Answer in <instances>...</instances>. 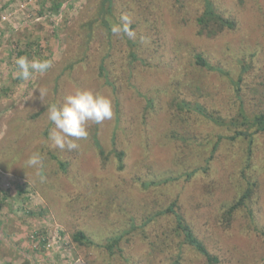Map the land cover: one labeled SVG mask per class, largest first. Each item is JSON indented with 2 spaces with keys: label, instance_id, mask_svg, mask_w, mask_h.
Wrapping results in <instances>:
<instances>
[{
  "label": "rangeland",
  "instance_id": "1",
  "mask_svg": "<svg viewBox=\"0 0 264 264\" xmlns=\"http://www.w3.org/2000/svg\"><path fill=\"white\" fill-rule=\"evenodd\" d=\"M184 2H189L188 6H178L174 0H153L155 6H148V0H133L131 9L128 5L129 10L123 13L130 15L131 28L136 23L137 27L132 28L136 33L134 39L142 37L146 46L156 38L157 28H152V24L161 11L165 14L163 28H168V39L175 41L168 52L179 51L178 41L190 51L195 45L208 50V41L192 38L197 34L195 22L201 5L197 0ZM95 3L96 0H0V264H173L172 255L177 253L182 255L181 264H207L203 255L181 243L182 237L174 233L171 216H152L173 201H178V210L209 251L219 257L218 264H264V135L259 136L263 145L257 147L253 156L252 163L258 165L255 170L246 168L251 164L247 140L225 141L212 160L208 177L201 178L200 173L186 184L188 154L183 161L179 159L183 145L195 146L198 141L210 150L217 135L225 134L212 131L202 122L196 125L172 117L170 97L190 99L196 92L205 94L202 86L201 90L191 89L192 75L184 77L178 72L174 83L178 90H173L163 72L165 68H151L147 78H143L144 86H138L141 90L134 89V97L124 101L125 111L117 116L113 110L112 119L100 124L89 122L87 137L75 141L79 145L76 150L60 149L35 130H42L49 123L51 130L55 127L48 119L47 109L39 121L30 119L38 109L52 105L56 83L61 102L77 88L92 90L94 86L90 67L84 65L71 71L70 62L81 48V38L75 34L77 23L92 14ZM56 4L60 7L56 8ZM117 4L114 13L119 17L122 1ZM142 10L144 18L138 17ZM243 23L249 35L244 43L247 46L240 37L233 42L238 50L256 52L257 66L260 64L264 71V33L260 32L264 29L253 26L249 30L248 22ZM125 36L127 40L133 39ZM232 39L221 43L225 45ZM216 44L213 54L220 57L222 44ZM127 46L119 42L114 52L116 59H123ZM185 49L181 53L180 72L186 71L192 60L190 54L187 58ZM19 57L47 60L51 67L24 80L19 78L15 63ZM223 62L232 72L239 70L233 57ZM105 90L106 96L115 98L110 89ZM41 91L46 94L40 95ZM212 92L207 95L209 99ZM146 95L155 100L159 111L155 117L144 116L155 110L144 108ZM19 119L26 126L30 123L37 128L24 135ZM190 128L197 129V139ZM94 136L100 138L109 159L99 154ZM34 153L41 155L42 166L27 164ZM61 159L70 166L63 168L59 164ZM150 161L152 164L148 165ZM119 165H124V169L119 170ZM78 168L88 174H76ZM73 176H83L90 187L86 189V184L84 188L83 182L79 178L75 181ZM129 176L134 177L130 183L125 181ZM169 176L179 178L165 185L143 186L145 181ZM256 180L258 192L253 206H241L228 217L227 208L239 199L249 182ZM80 195L85 196L80 211L70 210L69 203ZM132 226L137 229L122 243L123 253L114 256L98 246L79 245L72 234L82 228L97 244H102Z\"/></svg>",
  "mask_w": 264,
  "mask_h": 264
},
{
  "label": "trees",
  "instance_id": "2",
  "mask_svg": "<svg viewBox=\"0 0 264 264\" xmlns=\"http://www.w3.org/2000/svg\"><path fill=\"white\" fill-rule=\"evenodd\" d=\"M120 1H122V7L120 8L119 17L114 13V8L115 6L118 7L117 3L119 0H96L92 14L89 15L86 20L77 23L75 34L76 37L81 38V41L80 39L78 40V44L81 48L79 52L73 55V60L70 62V70L74 71L78 69L77 67H82L84 65L89 66L94 82L92 91L106 95L105 89H110L113 94H115V98L112 100L113 110L117 116H120V114L125 111L123 108L124 101L130 99L131 96L134 97L133 90L136 88L141 90L138 86H144L142 83L143 78H147L151 68H165L163 72L165 71L164 74H166L168 80H170V88L173 90H178V87L174 86L178 78V72L183 73L182 76L184 77L186 75H192L190 76L191 79L189 82L191 89L199 90L202 86L201 89L205 90L206 95L196 92V96L190 99L187 98L188 96H183L184 98L182 99L173 95L172 97L174 99L170 97V102L172 103V117L179 118V120L184 123L186 121H191V124L194 123L198 125L199 122H202L203 124L205 123L207 127H210L212 131L220 130L221 132H225V134L219 133L218 131L216 132L219 133V135H217L219 137L212 144L210 150L204 149L201 145L202 143L198 141H196L195 146L183 145V151L179 159L183 161L186 154H188V157L185 159V163L188 165L185 171L186 184L201 174V178L208 177L210 173L209 170L212 168V160L215 156L219 155L221 146L223 147L226 144L225 141L235 143L240 140H247L249 145L248 160L251 159V164L246 165V168L252 167L253 170H255V167L258 168V165L255 161L252 163V160H254L253 156L257 153V147L264 144L259 140V136L264 135V71L262 67H260V64L257 66L255 60L256 52L238 50L233 40L235 37H240L243 44L247 41L249 35H247L248 31L244 27L243 20L244 22H248L249 30L253 26L258 29L260 27L264 29V3H261L259 0H229L231 3L228 2V0H197L201 8L200 10L198 9L199 11L197 14L199 15H196L195 23L197 34H193L192 38L208 41V50L202 49L199 45H195L193 48L191 47L192 50L190 51L185 49L181 41H178L177 45L179 46V51L176 52L175 49H173L171 52H168L167 49L170 48L175 41L171 43L168 39V28H163V24L166 23L165 14L161 11L156 13L158 17L154 19L152 24V28H157L156 38H153L146 46L143 45L142 37L133 38L134 40H127L123 33H112L111 26L115 23H121V14L125 9H128V5L130 6L129 9H131L130 4L133 2V0ZM174 2L176 5H181L182 7L189 3L184 2V0L183 3L182 0H174ZM56 5V8L60 7V4ZM153 5V0H148V6ZM144 11L142 10V13H139L138 17L144 18ZM185 22L186 21L182 20V24ZM136 27V23H133L132 28L135 29ZM260 32L264 33L262 30ZM230 36L233 39L223 45L221 41L226 38H231ZM120 41L128 45L126 47V54L121 61L116 59L114 55L115 48ZM216 43L222 44L220 57L213 54V52L216 51L214 49L217 45ZM250 48L249 46L248 49ZM183 49L187 50V58H189L190 54L192 60L187 70L180 72V68L183 64L180 60L182 58L181 53ZM211 53L216 58H214ZM170 56H172V58ZM231 57H233L239 65V70L235 73L223 62L224 60L227 63L228 59ZM160 72L162 73V71ZM252 74L255 75L252 77ZM59 89V83H56L54 95L51 99L53 102L52 104L60 105L63 103L59 100ZM211 90L213 92L210 96L211 99H209L207 95H209ZM145 100L146 103L144 108H155V100L152 97L146 95ZM209 100L213 103H210ZM214 103L215 105H213ZM47 108L43 107L34 112L31 115V122L39 121ZM158 113V109L155 108V110H150L149 113H145L144 116L150 114V117H155ZM18 122L22 124L20 128L24 127V135H29L34 128H37L31 126L30 123L26 126L23 119H19ZM49 125L45 126L42 130H35L38 133L40 132L44 137L49 138V133L51 131V125ZM184 128H187V125H184L183 129ZM184 130V133L188 132V130ZM196 130H189L194 139L199 137V135L196 134ZM204 130L213 135L211 130ZM19 139H21V137H19ZM99 139V137L94 136L95 145L102 158L107 160L109 159V155H107L108 153L105 148L102 147ZM31 144V140H28V145L31 146ZM149 144L151 145L150 142ZM57 153L59 157L61 153L59 151ZM119 155L122 159V152L119 153ZM149 155H153V152L149 153ZM57 156L53 155L54 158H57ZM149 159L152 160V158ZM248 163H250V161H248ZM59 164L63 168L70 166L62 159L59 161ZM150 164H152L151 161L148 162V165ZM124 165H119V170H123ZM79 172L80 174H88L86 171H81V169L78 168L76 174ZM73 177L75 181L80 179L84 184V188L86 184V189L90 187V183L87 182L88 180L83 179V176ZM128 178L129 180L126 178L125 181L130 183L129 181H133L134 177L129 176ZM178 178V176L163 177L157 180H155V178L143 182V186L147 188L154 185H165ZM256 192H258L257 180L249 182V185L239 199L227 208L225 211L226 215L230 217V215L241 206H253L252 202L256 199ZM80 197L82 200L79 199ZM80 197L73 199L72 204L69 203L70 210H76V212L80 211V205L85 202V196L80 195ZM87 199L92 198L88 197ZM177 202L173 201L167 206L160 207L163 209L160 211L158 210L152 214V216L154 218L159 217V215L171 216L175 223L174 233L182 237L181 243L193 247L203 255L207 264H218L220 262L219 257L209 251L206 243L197 236L193 227L187 223L184 216L178 210L179 205ZM249 213L252 215L254 214L251 209ZM136 229L137 226H132L120 233H116L108 237L102 244H97L96 241L88 235L87 231L82 228L75 229L72 234L74 241L79 245L98 246L103 248L110 256H114L115 254L123 253L122 243L127 242ZM172 257L175 259L173 264H181L179 261V258L182 257L181 253L172 255Z\"/></svg>",
  "mask_w": 264,
  "mask_h": 264
},
{
  "label": "clouds",
  "instance_id": "3",
  "mask_svg": "<svg viewBox=\"0 0 264 264\" xmlns=\"http://www.w3.org/2000/svg\"><path fill=\"white\" fill-rule=\"evenodd\" d=\"M121 23L111 26L113 34L123 33L129 38H135L136 33L131 28V17L127 13H122ZM19 78L29 79L34 73H44L51 64L47 60H29L27 57H19L16 60ZM46 93L41 91L40 95ZM48 119L54 124V129L50 131L49 138L53 144L60 148L71 151L78 149L75 142L87 137V126L89 122L100 124L105 120L112 119L113 100L90 89H75L68 94L62 104H52L47 108ZM43 160L39 153H34L29 157L27 164L31 167L42 166Z\"/></svg>",
  "mask_w": 264,
  "mask_h": 264
}]
</instances>
